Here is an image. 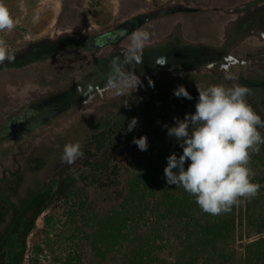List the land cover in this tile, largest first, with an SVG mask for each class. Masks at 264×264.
<instances>
[{"label":"rangeland","instance_id":"obj_1","mask_svg":"<svg viewBox=\"0 0 264 264\" xmlns=\"http://www.w3.org/2000/svg\"><path fill=\"white\" fill-rule=\"evenodd\" d=\"M0 5L15 22L12 30L0 31V41L13 60L41 56L19 68L7 66V59L0 63V183L13 184L34 148L41 146L46 153V165L26 173L20 193L102 160L104 145L98 134H90L89 124L102 113L101 104L113 101L117 111L138 98L140 86L123 95L106 86L111 61L123 59L122 51L135 31H148L150 38L144 42L142 61L124 68L139 75L142 85L150 78L173 90L179 85L247 86L245 99L264 120V0H0ZM158 58L166 63L157 64ZM227 72L237 79L226 80ZM195 105L136 115L138 124L132 131L116 132L117 139L131 140L113 150L109 160L118 183L96 187L99 171L94 166L89 175L96 186L77 185L87 198L84 212L72 216L55 196L25 239L21 264H64L69 255L70 264H264L261 145L258 153L250 152L248 164L260 190L255 197L240 198L228 212L206 213L194 196L166 182L167 157L182 153L166 126L193 113ZM145 125L150 127L140 129ZM257 130L264 135L263 127ZM142 135L155 152L172 151L148 160L140 149L132 155L133 138ZM70 142H79L83 151L73 164L62 159ZM138 181L151 188L143 199V219L108 218L118 202L115 190L125 191ZM182 217L201 223L228 220L230 227L223 240L197 255L200 241Z\"/></svg>","mask_w":264,"mask_h":264},{"label":"clouds","instance_id":"obj_2","mask_svg":"<svg viewBox=\"0 0 264 264\" xmlns=\"http://www.w3.org/2000/svg\"><path fill=\"white\" fill-rule=\"evenodd\" d=\"M14 26L8 10L0 5V31L12 30ZM149 38L148 31L133 32L130 46L122 51L123 59L117 56L111 61L112 72L106 86L115 95H123L132 88L136 91L138 86H143L140 76L126 71L124 66L142 61L144 42ZM5 59L12 61L14 56L0 41V63ZM165 63L164 58L157 59V64ZM225 79L236 80L237 77L227 72ZM149 86L154 87L150 78ZM198 93L195 111L185 114L183 119L174 118L175 124L166 126L167 134L176 138L182 153L167 157L164 176L168 185L182 187L195 197L204 212L215 216L230 211L240 198H252L258 194L261 185L252 181L254 172L248 164L250 152L258 153L259 145L264 144V136L257 130L258 126L264 127V120L247 103V86L210 85L203 89L198 87ZM173 94L178 98L192 99L183 85L175 88ZM137 124L138 118L132 117L127 131H132ZM133 143L141 151L148 148L147 136L134 137ZM82 156L79 142L64 146L62 159L66 163L73 164Z\"/></svg>","mask_w":264,"mask_h":264},{"label":"trees","instance_id":"obj_3","mask_svg":"<svg viewBox=\"0 0 264 264\" xmlns=\"http://www.w3.org/2000/svg\"><path fill=\"white\" fill-rule=\"evenodd\" d=\"M112 33H108L109 36ZM39 58L41 56L36 58L26 56L22 59L10 61L7 66L19 68L29 65ZM220 79H222L221 76ZM185 87L192 95L191 100L176 97L173 94V89L161 85L159 82H154V87L149 86L148 82L138 88V98L133 104L124 103L119 106L117 111L112 109L113 101L101 104L100 110L102 109V113L95 122L89 124V131L92 136H96V134L100 136L105 149V155L102 160H96L91 164L88 162L82 168L67 175L60 173L45 186L37 185L20 193L18 189L24 181L26 173H33L46 165V153L43 147L34 148L26 158L23 169L15 176L13 184H8V182L1 184L0 250H5L0 255V264L22 263L25 239L33 228L37 217L47 208L55 196L62 198L64 204L69 207L72 216V213L76 214L85 210L83 205L86 203L87 193L83 190L84 188L77 186L79 183H85L87 186H96L95 182L97 179L98 186L96 187L106 188L117 184V170L114 168L110 170L109 160L113 150L119 148L122 145L121 143H129L131 140L130 138L117 139L113 135H116L119 130L126 132V123L136 115L147 113L152 116L159 108H187L195 105L199 96L198 87L193 85H185ZM230 87L232 86L230 85ZM262 88L264 89V87ZM149 127L150 125H145L140 129H148ZM133 145L132 143L130 144V146ZM261 146L264 151V144H261ZM136 149H139L137 145L131 148L132 155L138 151ZM167 150V152L161 153L160 151L155 152L148 147L147 150L141 153V157L147 160L155 155L167 157V153L172 151L170 148H167ZM94 166H98L97 170L99 171V176L95 180L91 179L89 175ZM153 181L158 182L155 178ZM142 182L138 181L133 186H128L125 191L115 190L118 202L112 207L111 216L109 215L108 218L110 217L111 220L120 218L123 222L143 219L146 210L143 199L147 195L146 191H150L151 188L147 187V184L145 186ZM161 185L165 186V183L161 184L159 181V186ZM79 190H82V193ZM193 208L194 204L191 205L190 209ZM179 216L181 217V215ZM183 219L187 227L191 224L193 236L200 241L198 244L199 249H196L197 255L202 249L223 240L230 227L228 220L204 221L201 223L195 217ZM71 262L72 258L69 255L64 264H70Z\"/></svg>","mask_w":264,"mask_h":264},{"label":"flooded vegetation","instance_id":"obj_4","mask_svg":"<svg viewBox=\"0 0 264 264\" xmlns=\"http://www.w3.org/2000/svg\"><path fill=\"white\" fill-rule=\"evenodd\" d=\"M4 183H5V182H4ZM4 183H2V184H4ZM0 188H1V183H0ZM0 199H1V197H0ZM4 250H5V249L0 250V255L3 253ZM0 261H1V258H0Z\"/></svg>","mask_w":264,"mask_h":264}]
</instances>
